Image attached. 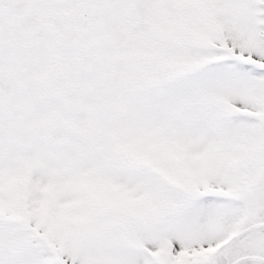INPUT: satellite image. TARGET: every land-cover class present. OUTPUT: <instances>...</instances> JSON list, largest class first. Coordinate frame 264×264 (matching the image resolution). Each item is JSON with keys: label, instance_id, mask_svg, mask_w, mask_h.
Returning <instances> with one entry per match:
<instances>
[{"label": "snow or ice", "instance_id": "6c2138e0", "mask_svg": "<svg viewBox=\"0 0 264 264\" xmlns=\"http://www.w3.org/2000/svg\"><path fill=\"white\" fill-rule=\"evenodd\" d=\"M0 264H264V0H0Z\"/></svg>", "mask_w": 264, "mask_h": 264}]
</instances>
